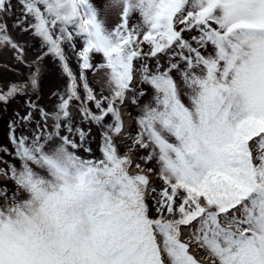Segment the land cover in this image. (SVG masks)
Here are the masks:
<instances>
[{
  "label": "snow or ice",
  "instance_id": "1",
  "mask_svg": "<svg viewBox=\"0 0 264 264\" xmlns=\"http://www.w3.org/2000/svg\"><path fill=\"white\" fill-rule=\"evenodd\" d=\"M12 17L40 42L31 64ZM4 51L8 71L30 70L0 81V114L17 105L0 264H264V0H0ZM49 56L67 77L52 110L29 95ZM100 69L97 94L86 70Z\"/></svg>",
  "mask_w": 264,
  "mask_h": 264
},
{
  "label": "rangeland",
  "instance_id": "2",
  "mask_svg": "<svg viewBox=\"0 0 264 264\" xmlns=\"http://www.w3.org/2000/svg\"><path fill=\"white\" fill-rule=\"evenodd\" d=\"M14 5H15V0H13ZM94 6H96L97 8H101L103 6V4L105 3V0H92ZM14 12L16 13V15H19V9L18 7H14ZM100 16L102 19L105 20V26L106 28H108L109 30H111L115 24L118 22V17L115 14H109L107 16H105V14L103 13V11H101ZM15 19V17L12 18H7V22L11 28V25L13 23V20ZM133 23L136 22V18H133ZM17 33V36L19 38H21L23 40V42L26 45V53H27V59L34 61L40 54H41V49L39 48V40H37L36 38H33L32 36L29 37L28 34H20L19 30H15ZM30 40L32 41L30 43ZM67 54L69 56V66L71 68V70L73 71L74 74L77 75V77L79 78V66H78V62L75 58V55L72 54L70 51H67ZM102 58L99 55H96L94 57L93 63L97 64L99 62H101ZM43 62L45 64H43ZM42 65L43 68L41 66L42 69V75H41V80H40V86H39V90L37 92H32L29 90V95L31 96V98L33 99H37L39 105L41 107H44L46 110H52L54 105L57 103L58 101V96H53L52 94L55 93H62L64 92L65 88H66V83H67V77L66 75L62 72L59 62L57 60H54L52 57H46L43 60ZM3 65H7L8 68H12L13 67V61L11 59L10 53H8L7 51L4 52H0V81L3 82H8V81H15V80H20L23 78V75H17L16 73H27L30 69L28 68H24L23 66H17L15 68L14 71H8L6 68L3 67ZM53 69V71H52ZM103 70L101 72L100 75H104L106 73L105 69H100ZM97 70V71H100ZM56 72V73H55ZM93 73L92 70H86V74L87 73ZM96 72V71H95ZM94 72V73H95ZM105 72V73H104ZM87 78V82L89 84V86L97 93L100 94L101 92V87L100 85H96L95 83L91 82L88 77ZM99 80V78H98ZM93 81V79H92ZM146 87V86H143ZM150 91V90H149ZM80 92L81 95L83 96V88L81 86L80 88ZM104 94L107 95V91L105 89ZM147 99V98H145ZM76 104H78V102H75ZM185 103H187V99L185 98ZM17 107V105L15 103H13L12 105L9 106L8 111L6 114H0V145H4L7 144V141L5 139V132H6V128H5V124L6 121L9 118V115L11 114L12 110ZM73 109L76 110V114L73 116L74 120H78L79 118V114H78V110L77 107H73ZM127 113L131 112L132 117H134L136 115V111L134 106L129 105L128 108L126 109ZM130 120V123H129ZM127 122L128 124H130V130L134 133L136 128H135V121L130 118L127 114ZM93 127V135L96 137V140H94L91 144V146L93 147V149H97V144H98V140H99V130L95 128V126ZM122 151L124 150L123 148L121 149ZM98 151H97V155H98ZM139 155H143V150H141L140 152H137L134 154L133 157L134 160H136L137 156ZM151 166V165H150ZM2 182V181H0Z\"/></svg>",
  "mask_w": 264,
  "mask_h": 264
},
{
  "label": "bare ground",
  "instance_id": "3",
  "mask_svg": "<svg viewBox=\"0 0 264 264\" xmlns=\"http://www.w3.org/2000/svg\"><path fill=\"white\" fill-rule=\"evenodd\" d=\"M26 60H29V59H27V53H26ZM43 62V61H42ZM43 64H44V62H43ZM41 66H42V68H43V65H42V63H41ZM52 71H53V69H52ZM56 73V72H55ZM92 75H94V74H92ZM97 75H98V77L100 76V81H99V85L101 84V85H103V86H105V84H106V75L104 74V75H100L99 73H97ZM95 76H96V74H95ZM97 77V76H96ZM98 81V80H97ZM129 123H130V120H129ZM128 125H130V124H128V122H127V126Z\"/></svg>",
  "mask_w": 264,
  "mask_h": 264
}]
</instances>
